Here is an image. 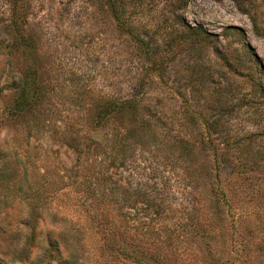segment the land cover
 I'll return each instance as SVG.
<instances>
[{"label": "rangeland", "instance_id": "1", "mask_svg": "<svg viewBox=\"0 0 264 264\" xmlns=\"http://www.w3.org/2000/svg\"><path fill=\"white\" fill-rule=\"evenodd\" d=\"M240 1L190 0L184 9L187 22L212 35L210 44L230 61L236 64L240 54L237 71L204 45L168 62L163 79L150 88L167 93V115L203 111L218 123L213 133L245 140L231 149L245 173L233 203L248 210L262 202L264 214V0ZM128 49L99 0H0V258L11 264L10 235L23 228L29 192L44 186L47 226L50 213H57L56 223L80 217L85 250L79 264H141L120 251L129 247L149 251L151 264L264 263L263 244L242 250L246 238L253 237L252 247L264 242V227H225L223 235L216 233L214 251L198 226L187 224V209L203 199L187 193L189 183L192 190L202 187L201 155L184 153L175 135L190 130L176 124L172 131L138 130L140 135L121 128L120 187L112 193L117 200L104 209L98 205L103 222L121 225L119 240L93 238L92 194H84L81 208L75 192L92 173L93 155L75 152L72 139L88 131L91 104L124 91L139 66ZM26 79L33 83L29 91L39 93L32 107L20 110ZM191 215L196 221L198 210Z\"/></svg>", "mask_w": 264, "mask_h": 264}, {"label": "trees", "instance_id": "2", "mask_svg": "<svg viewBox=\"0 0 264 264\" xmlns=\"http://www.w3.org/2000/svg\"><path fill=\"white\" fill-rule=\"evenodd\" d=\"M99 1L110 23L123 36L129 48L127 53L138 61L139 66L122 89L124 91L105 96L91 104L92 115L87 124L88 131L72 139L74 151L79 155L90 151L93 155V168H96L91 169L89 179L75 184L76 199L80 206L81 201L87 197L83 198L84 194L88 192L92 194L90 200L95 202L96 208L91 214L95 222V225L91 224L93 238L104 242L119 240L121 225L118 226L116 221L110 220V227L100 219L99 213H102L105 207L114 205L117 200L112 193L120 187L118 169L122 165L120 141L123 126L127 127L130 134L148 129L153 132H164L166 129L172 131L174 124L190 130L189 133L175 136L179 138L187 156L196 153L201 155L199 179L202 187L192 190L189 183L188 187L191 189L187 187V193L192 197L199 192L203 199L197 205L192 203L187 209L186 213L190 219L187 224L193 229L195 225L198 226L200 235L207 238L211 250L216 249V233L223 235L221 230L225 227L235 230L263 229L262 202L248 210H239L233 203L236 188L245 184V173L242 166L241 170L238 164L233 163L231 149L243 147L245 140L229 133H213L218 123L210 120L203 111H181L178 116L167 115L171 109L167 105V93L161 92L159 95L150 88L152 82L163 79L162 72L168 62L201 46L210 45L215 54L234 71L241 66L240 54L234 57V64L215 45H211L212 35L202 26L187 22L184 9L190 0ZM235 1L238 4L241 2ZM246 47L243 45L244 49ZM28 83L32 87L33 83L26 79L23 97L16 105L20 110L32 107V99L39 93L36 89L29 91ZM105 189L109 191L107 194ZM48 202L50 199L48 200L46 187L36 186L29 192L28 211L22 222L23 228L10 235L11 242L7 252L10 254L11 264H79L85 250L82 241L85 230L78 224L80 217L69 224L66 219L56 223L57 213H50L52 222L47 226L43 212L48 207ZM98 205H101L102 211H98ZM195 209L198 210L196 221L191 215ZM235 214L238 215L235 217ZM133 238L134 241L140 240ZM252 241L253 237H249L243 242L242 250L245 253L256 251L259 246L264 245V242H260L258 247H252ZM129 248L131 250L120 249L125 257H131L141 264H151L153 261L149 257V251L138 248L139 253H135L136 250ZM0 264H5L1 258Z\"/></svg>", "mask_w": 264, "mask_h": 264}]
</instances>
